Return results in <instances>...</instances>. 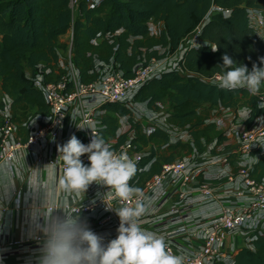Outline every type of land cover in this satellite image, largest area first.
I'll list each match as a JSON object with an SVG mask.
<instances>
[{"label":"built area","instance_id":"1","mask_svg":"<svg viewBox=\"0 0 264 264\" xmlns=\"http://www.w3.org/2000/svg\"><path fill=\"white\" fill-rule=\"evenodd\" d=\"M72 2L76 6L77 0H69V6ZM84 3L87 7H93L98 5L100 0H84ZM211 9H216L222 14L229 12L228 8L221 6L213 5ZM258 13L249 9L248 22L264 40L259 33L264 27V17ZM157 21L160 20L149 18L146 21L149 35L158 34L159 30L153 24ZM199 27L200 22L196 23L170 52L166 50L159 56H150L147 59L137 58L128 76L116 66L112 57L107 61H94L93 66L97 75L89 82L77 80L76 69L71 59L68 61L67 70L58 57L56 67L61 71L55 68V72L60 74L56 79L49 80H45L42 75L48 68L43 63H36L33 72L25 75L31 85L41 92L46 111H36L26 116L22 123L27 127V135L21 140L13 134L16 124L10 117V98L2 93L0 163H10L15 151L23 147L34 150L36 159L54 166L62 173L64 165L57 149L65 143L56 146L51 156L45 153L47 142L60 135L64 129L66 114L72 108H76L78 116L76 129L83 131L84 142L88 144L92 137L91 129L99 133L98 129L102 127L99 115L104 109H100V104L109 101L120 103L127 107L129 112L116 115L115 136L122 135V140L117 142L115 137L104 140L116 154H126L137 162L144 154L143 145L132 140L134 128L131 122H138L145 133L154 128H162L155 122L158 117L157 111L153 110L155 105L148 107L145 102L136 101L133 96L143 82L159 76L162 71L170 69L181 71L178 59L185 48L199 43L197 37ZM68 29L70 42L71 28ZM97 40L98 38H92L90 41L95 43ZM213 46V44L210 46L211 50ZM68 50L70 55V44ZM162 50L164 51L163 47ZM220 75L214 72L204 79L217 83ZM253 97L255 105L264 108V91L261 88L259 94ZM139 102L148 107V125H144L143 119L139 118L142 114L137 110ZM213 109L216 111L213 110L212 117L207 120L213 123L217 134L214 139L208 140L206 145L203 142L199 145L193 143L190 131L186 127L174 125L176 128L169 131L162 129L166 132L168 140L187 141L189 150L180 152L169 161H161L158 171L144 179L132 199L120 200L113 189L93 182L86 189L84 197L61 204L66 205L67 210L74 213L78 219L87 218L99 229L117 230L120 221L115 209L134 206L139 200L147 209L146 214L140 218V225L160 230L167 250L172 254L182 255L183 264H230L238 248L253 249V241L257 234L264 233V178L257 179L250 175L252 162L259 154H264V111L256 113L250 119H244L249 114L247 106L219 105ZM136 110L139 113L138 117L134 115ZM118 118L125 119L122 126L126 130V135L120 130L122 126ZM81 160L85 165L89 164L87 154L82 155ZM231 165L234 168H231ZM173 193L175 199L168 202L163 212L155 213L158 205ZM56 209H61L64 217V210ZM234 234L241 237L240 245L226 247L224 243L226 237ZM175 236H180L184 240L198 238L200 243L189 252L183 251L174 243ZM29 239L42 242L44 236L35 233L30 238L10 239L0 244V250ZM39 256H30L27 262L36 264Z\"/></svg>","mask_w":264,"mask_h":264},{"label":"trees","instance_id":"2","mask_svg":"<svg viewBox=\"0 0 264 264\" xmlns=\"http://www.w3.org/2000/svg\"><path fill=\"white\" fill-rule=\"evenodd\" d=\"M213 5L228 8L229 12L222 14L211 9ZM102 6L107 8L105 14L99 13ZM249 9L264 11V0H100L93 7H87L84 0H77L76 16L72 15L69 0H0V91L10 98L13 109L25 114L31 107L33 112H45L43 96L31 85L24 67L33 72L36 63H43L48 68L43 78L56 79L60 72L54 69L61 71L56 67L57 48L64 46L58 38L68 28H71L70 59L77 80L89 82L97 75L93 66L95 60L107 61L112 57L128 76L137 58L159 56L175 48L200 22L199 43L185 48L178 59L181 71H162L159 76L143 82L133 96L148 107L166 99L170 104L167 120L175 126L186 127L194 143L199 145L198 133L213 126L212 122H204L207 112L201 109V103L206 102L207 108L244 104L249 108V119L264 111L255 105L253 95L246 89L222 90L217 83L204 79L214 72L222 74L224 54L237 66L246 65L249 71L253 64L264 66L260 62V57H264V40L248 22ZM149 18L162 22L156 37L148 34L146 21ZM92 38L98 40L93 43ZM212 44L217 51L210 49ZM155 45L163 47L164 51L158 53ZM2 105L0 99V108ZM100 109L104 112L99 115L102 125L99 135L103 139L115 137L120 142L122 135L115 136L116 115L127 114L129 109L113 101L101 103ZM10 117L14 119V114ZM131 123L134 142L158 143L163 145V151L168 150L167 155L158 158L150 147L137 160L138 170L129 184L138 190L144 179L158 171L161 161L171 160L172 151L184 148L187 143L168 140L166 132L160 128L145 133L138 122ZM74 135L85 144L81 129H76ZM250 175L264 178V154L254 159ZM230 264H264V233L257 234L253 249L238 248Z\"/></svg>","mask_w":264,"mask_h":264},{"label":"clouds","instance_id":"3","mask_svg":"<svg viewBox=\"0 0 264 264\" xmlns=\"http://www.w3.org/2000/svg\"><path fill=\"white\" fill-rule=\"evenodd\" d=\"M212 50L218 49L213 46ZM222 60L223 72L217 82L218 88L228 91L246 89L250 95L259 94L264 84V66L253 64L249 71L246 65L237 66L227 54ZM260 62L264 65V57H260ZM91 131L88 144L72 135L65 144L58 146L64 167L56 182L57 190L80 195L95 182L113 189L120 200L132 199L138 190L133 189L129 181L138 170L137 163L126 154H116L98 132ZM84 154H87L88 165L81 160ZM4 167L0 165V169ZM11 185L12 179L9 178L0 183V188L7 194ZM28 185L34 193L40 190L45 193V206L40 213L43 224L33 216L35 227L44 235L38 264H183L182 255L167 250L163 236L141 227L140 218L147 211L143 202L137 200L134 206L115 209L120 221L118 235L105 246L102 237L81 223L66 205L52 202L46 183L36 178L29 180ZM56 208L64 210L63 218L53 215Z\"/></svg>","mask_w":264,"mask_h":264},{"label":"crops","instance_id":"4","mask_svg":"<svg viewBox=\"0 0 264 264\" xmlns=\"http://www.w3.org/2000/svg\"><path fill=\"white\" fill-rule=\"evenodd\" d=\"M252 10L256 12L258 9ZM258 11L264 12L263 10ZM67 32L69 33V29H67L63 34H66ZM63 34L59 35L58 41H60V37ZM54 71H56V69H54ZM24 72L25 74L30 72L29 67L25 66ZM2 93L3 92L0 91V97ZM235 106L240 107L245 105L237 104ZM15 109L17 108L13 109L9 105L10 113L14 114V119L12 120L16 124L13 134L18 136L21 140H24L27 135V127L22 122L25 120L27 115L31 114V112L33 113L34 108H27L25 110L27 111L26 114L21 112L18 116L15 113ZM75 109L76 108H72L66 114L64 129L61 131L60 135L47 142L45 146V153L47 155L52 156L54 154L55 147L66 143L67 140L74 134V130L77 128L76 125L78 120ZM213 110L215 109L208 108L207 117L209 119L213 115ZM22 113L23 115L25 114L23 119V115H21ZM213 129L216 130L215 126H213ZM185 150L188 151L189 149H184L183 151ZM232 164L234 165V163ZM0 165L5 166L0 169V183H3L9 178L12 179V185L10 186L7 194H5L4 190L0 188V244H3L10 239L24 237L30 238L35 233L44 236L43 233L35 227V224L33 223V216L35 215L38 222L43 224V216L40 215V213L44 210L45 193L43 190L35 193L32 192L28 185L29 180L38 178L40 181L46 183L47 192L51 197L52 202L57 204L73 202L85 195L82 193L80 195H77L76 193H65L57 190L56 182L62 173L58 172L54 166L48 165L44 161L36 159V153L34 150H29L23 147L18 148L15 151L14 157L10 163H0ZM233 165H231V168H234ZM213 182L216 183L215 181ZM175 197L174 193L171 196H168L162 204L158 205L155 213L158 214L163 212L166 209L168 202L174 200ZM53 215L63 218V211L61 209H54ZM79 221L85 224L95 234L102 237V244L105 246L111 239L116 238L118 235L117 230H105L95 227L87 218L82 217ZM141 227L161 236L160 230L158 229H153L148 225H141ZM173 241L181 250L187 252L193 250L194 247L200 243L198 238L184 240L180 236L173 237ZM224 243L226 247H230L233 244L238 247L241 243V237L237 234L229 235L226 237ZM42 244L43 241L36 242L29 239L28 241L11 246L8 249L4 248L0 250V264H30L27 262L28 258L30 256H39Z\"/></svg>","mask_w":264,"mask_h":264},{"label":"rangeland","instance_id":"5","mask_svg":"<svg viewBox=\"0 0 264 264\" xmlns=\"http://www.w3.org/2000/svg\"><path fill=\"white\" fill-rule=\"evenodd\" d=\"M70 8H71V11H72V15L76 16L77 15V11H76V6H75L74 2L70 3ZM106 11H107V8L102 6V9L100 10L99 13L100 14H105ZM256 12H259L258 14L260 16L264 17V12H260L258 10ZM153 24L155 25V28L158 29V30L162 26V22L161 21H157V22H155ZM259 33L264 38V27H263L262 30L261 29L259 30ZM155 34H153L151 36L152 37H156L157 34L156 35ZM60 38H61L60 41L63 42L64 46L63 47L58 46V48H57L58 57L62 61L63 65L67 67V70H69L68 66H67L68 65V61L70 60V55L68 54V52H69V50H68L69 49V33L67 32L66 34H63ZM154 47H156L157 52L163 51L162 47L159 46V45L154 46ZM171 50H167V52H170ZM261 89L264 91V84L261 85ZM201 105H202L201 109L204 110L205 112H207L208 111L207 103L203 102V103H201ZM137 110L139 112H142V114L139 116V118L143 119L142 123L144 125H148V122H147V116L149 115L148 107L143 102H139V104H137ZM137 110L135 111V114H134L135 117H138L137 114H139ZM153 110H156L157 113H158V117H157L155 122L157 123V125L159 127H161L162 129H166L167 131L176 128L173 124H171L167 120V116H168V114L170 112V104H169V102L166 99L159 100L155 104ZM15 113L18 116V115H20L21 110L20 109H15ZM207 118L208 117H206V119L204 120L205 123H206V121H208ZM124 121H125L124 118H118V122L120 123L121 126L123 125ZM124 129L125 128L123 126L120 128V130H123L122 133L124 135H126V130H124ZM184 131H186V130L184 129ZM216 134H217V130H214L213 126L210 127V128H207V129H205L204 133H202V134L198 133L199 141L201 143L203 142V144L206 145L208 143L207 141L210 140L211 138L215 137ZM213 139L211 140V142L213 141ZM192 142L194 143V141H192ZM186 143H187V145L184 148L172 151L173 157H176L180 152H182L184 149L188 148L189 144H188V142H186ZM150 147H152L155 150L156 155H158V158H161L163 155H167L168 154V150L163 151L162 150V146L160 144H158V143H153L152 145H151V143H147L146 145H143V150H142L143 153H147L149 151Z\"/></svg>","mask_w":264,"mask_h":264}]
</instances>
